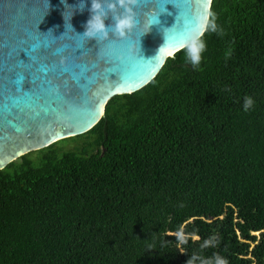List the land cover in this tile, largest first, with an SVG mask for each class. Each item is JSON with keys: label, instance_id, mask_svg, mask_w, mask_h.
I'll use <instances>...</instances> for the list:
<instances>
[{"label": "trees", "instance_id": "1", "mask_svg": "<svg viewBox=\"0 0 264 264\" xmlns=\"http://www.w3.org/2000/svg\"><path fill=\"white\" fill-rule=\"evenodd\" d=\"M211 10L224 34L198 68L183 48L88 132L0 170V264H264V0Z\"/></svg>", "mask_w": 264, "mask_h": 264}, {"label": "water", "instance_id": "2", "mask_svg": "<svg viewBox=\"0 0 264 264\" xmlns=\"http://www.w3.org/2000/svg\"><path fill=\"white\" fill-rule=\"evenodd\" d=\"M212 1L138 0L136 28L126 38L99 41L81 36L91 0L83 11L75 7L80 0H0V170L85 134L114 96L150 83L185 47L189 32L203 30ZM113 15L106 24L114 23ZM152 19L159 23L149 27ZM20 71L21 90L31 91L24 95L11 85Z\"/></svg>", "mask_w": 264, "mask_h": 264}, {"label": "clouds", "instance_id": "3", "mask_svg": "<svg viewBox=\"0 0 264 264\" xmlns=\"http://www.w3.org/2000/svg\"><path fill=\"white\" fill-rule=\"evenodd\" d=\"M137 3L138 0H91L89 7L90 16L86 21L85 30L81 36L95 38L99 41L108 40L113 35L120 38H126L138 24L135 11ZM75 7H78L83 11L85 0H80V3ZM109 12L114 14V23L111 25L106 24ZM73 14L74 11L72 12V15ZM157 23H159V21L152 19L149 21V27ZM202 27L203 30H200V28H194L189 32L184 47L185 59L193 68H198L201 65L203 54L207 48L204 34L206 32H213L218 35L224 34L222 27L216 21V14L211 9L208 10L203 19ZM230 54V50L225 53L226 57L230 56ZM254 106V97L247 95L243 98L242 107L244 111H249ZM212 243H214V241L206 239L201 247H207ZM186 264H229V262L226 257L219 254L205 258L197 253H192L186 261Z\"/></svg>", "mask_w": 264, "mask_h": 264}, {"label": "rangeland", "instance_id": "4", "mask_svg": "<svg viewBox=\"0 0 264 264\" xmlns=\"http://www.w3.org/2000/svg\"><path fill=\"white\" fill-rule=\"evenodd\" d=\"M85 139V137L80 138L78 140H74V139H69L67 141H65V143H63L61 146L63 147V149L67 150V149H74L76 146H78L79 144L82 143V140ZM46 152V149H42V150H38V151H34L32 153L28 154L29 159L33 160V162L35 164H38L43 156V154Z\"/></svg>", "mask_w": 264, "mask_h": 264}, {"label": "snow or ice", "instance_id": "5", "mask_svg": "<svg viewBox=\"0 0 264 264\" xmlns=\"http://www.w3.org/2000/svg\"><path fill=\"white\" fill-rule=\"evenodd\" d=\"M159 7H160V9L162 11L165 10L163 4H160ZM84 51H85V49L83 51H81L79 54H82ZM79 54H77V55H79ZM41 71L46 72L47 69L46 68H41ZM24 73H25L24 71H20V74L19 75L16 74V78L15 79H11L12 80L11 85H12V90H13V93L14 94L17 93V92H19L21 95H24L25 93H30L31 92V91L28 92V91H22L21 90V83L24 80ZM45 82L47 83L46 78H45Z\"/></svg>", "mask_w": 264, "mask_h": 264}]
</instances>
